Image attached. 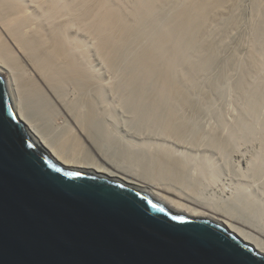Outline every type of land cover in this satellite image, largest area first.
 <instances>
[{
  "label": "rangeland",
  "instance_id": "obj_1",
  "mask_svg": "<svg viewBox=\"0 0 264 264\" xmlns=\"http://www.w3.org/2000/svg\"><path fill=\"white\" fill-rule=\"evenodd\" d=\"M31 1L23 0L22 4ZM59 1L67 6L60 8L63 2L56 1L55 6L61 5L60 11L65 15L58 23L57 16L62 13L56 12L55 23L64 27L63 20L72 19L70 24L65 23L69 28H59L79 46L75 51L79 55L77 62L90 75L83 70L86 79L68 78L62 83L59 95L63 105L77 120L68 122L53 108L51 115L56 120L47 117L43 125L50 138L83 150L85 146L81 143L80 147L77 132L85 127L90 144L136 165L137 170H142L138 172L141 176L179 185L188 194H198L236 218L242 212L241 219L264 231V0ZM37 9L30 11L38 20L45 18V26L55 24L52 16H47L51 19L48 20L44 12L42 18V8ZM68 12L71 18L67 17ZM110 12L119 18L116 24L120 28L114 25L109 33L101 21ZM52 13L53 10L49 15ZM85 22L90 23L88 27ZM101 42L106 47L105 56L98 47Z\"/></svg>",
  "mask_w": 264,
  "mask_h": 264
},
{
  "label": "water",
  "instance_id": "obj_2",
  "mask_svg": "<svg viewBox=\"0 0 264 264\" xmlns=\"http://www.w3.org/2000/svg\"><path fill=\"white\" fill-rule=\"evenodd\" d=\"M0 264H264V254L221 224L53 158L0 76Z\"/></svg>",
  "mask_w": 264,
  "mask_h": 264
},
{
  "label": "bare ground",
  "instance_id": "obj_3",
  "mask_svg": "<svg viewBox=\"0 0 264 264\" xmlns=\"http://www.w3.org/2000/svg\"><path fill=\"white\" fill-rule=\"evenodd\" d=\"M23 2V0H21ZM32 0L29 4H22L19 0H0V76L3 78L6 90L8 94L11 97L13 111L15 113V116L26 126L29 135L31 136V139L39 144L42 148L47 150V152L53 156L56 160L66 164L67 166L81 169L84 171L96 173L99 175L106 176L108 178H111L115 181L123 182L124 184L128 186H132L135 189L142 190L145 192H148L151 194L154 198L158 199L160 202L164 203L169 209L181 212V213H187V214H193L205 219L212 220L216 223H220L223 227H225L229 232H232L234 235L238 236L239 239L249 244L251 247H253L254 250H257L258 252L264 254V231H260L256 227H253L255 225L252 224V222L249 223V221H245L241 219V213L238 218L237 216L233 214L229 215V213L226 211L222 212L221 210H218V207L212 206V203L209 201H204L203 198H200V196L197 195H191L189 191H185L179 185L176 184H169L168 182L165 183L164 179L155 181L154 179H147L146 176H141L138 172L142 171L139 169L137 170L136 165H133L131 162L125 159H120L114 157L112 154L110 155L109 151L106 149L101 150L99 148L94 147L89 142V137L87 136L86 130L82 128V132H77L80 135L81 142L80 147H85L79 150L74 149L72 147L66 146V142L64 141H57L52 140L50 136L43 130V125H46V121L44 124V120L47 117L52 116L51 114L54 112L53 108L59 110L67 120H72L76 122V118L73 115V113L63 105L62 97L60 96L63 89L61 85L62 83L66 82L68 78L71 80L75 79H81L82 76H87L88 72L84 69H81L83 67H79L80 64L77 62V53L75 54V51L79 47L76 43H74L73 39L71 37L66 36L62 32V28L67 27L70 24L71 12L72 8L69 7L68 9V16H70V20L64 21V27H60L55 21L58 23L61 22L60 18H62L65 14L61 12L60 8L66 7L63 4H58L60 6H55L56 1L53 0L54 6L50 3H52V0ZM74 1V0H73ZM58 2H60L58 0ZM57 2V3H58ZM60 2V3H62ZM81 2V0H80ZM99 2V1H98ZM102 2V1H101ZM119 2V0H118ZM83 3V2H82ZM103 3V2H102ZM68 4V3H67ZM85 4V3H84ZM91 4V3H90ZM46 5V6H45ZM52 5V6H51ZM64 5V6H63ZM72 5V4H70ZM69 5V6H70ZM82 6V5H81ZM92 6V5H91ZM95 6V5H93ZM99 6V5H98ZM103 6V5H102ZM105 6V5H104ZM108 6V4H107ZM42 8V18L46 16H52V21L55 24H49L47 27L46 20L40 19L38 20L34 15L35 10L31 9ZM37 7V8H36ZM54 7V8H53ZM60 7V8H59ZM78 7V5H77ZM114 7V5H113ZM80 8V7H79ZM78 8V9H79ZM97 8V7H96ZM102 8V7H101ZM100 8V9H101ZM106 8V7H105ZM104 8V9H105ZM45 9V11H44ZM50 10V12L53 10V15L48 13L47 10ZM82 9V8H80ZM88 9V8H87ZM86 9V10H87ZM94 9V8H91ZM108 9V8H107ZM119 9V8H118ZM31 10V11H30ZM66 10V9H64ZM97 10V9H96ZM47 11V12H46ZM62 14L59 15L60 12ZM79 11V10H76ZM83 11V10H82ZM47 14H45V13ZM56 12L58 13L56 17ZM88 12V11H87ZM81 13V12H80ZM90 13V12H88ZM87 13V14H88ZM93 13V12H92ZM98 13V12H97ZM111 13V14H110ZM105 14L103 20L101 18V25L103 27H106L107 32L111 31L112 28H114V25H116V28H120L117 26V22L119 21V18L116 14L110 12ZM45 14V16H44ZM70 14V15H69ZM76 14V13H75ZM74 14V15H75ZM63 15V16H62ZM84 15V14H82ZM90 15V14H89ZM87 15V16H89ZM94 15V14H93ZM35 19H34V17ZM92 16V15H90ZM55 17V18H54ZM73 17V16H72ZM98 18V17H97ZM38 21H37V20ZM54 19V21H53ZM100 19V18H99ZM36 20V21H35ZM47 20V21H48ZM84 20V19H83ZM97 20V19H96ZM122 20V19H121ZM125 20V19H124ZM68 21V23H67ZM75 21V20H74ZM77 21V20H76ZM123 21V20H122ZM90 22V21H89ZM96 22V21H95ZM45 23V24H44ZM66 23V24H65ZM73 23V21H72ZM71 23V24H72ZM86 26L90 23L85 22ZM88 23V24H87ZM92 23V22H91ZM94 23V22H93ZM84 23H82L83 25ZM121 24V22L119 23ZM124 24V23H123ZM73 26V25H72ZM81 27V25H79ZM89 26V25H88ZM87 26V27H88ZM122 26V25H121ZM62 29H60V28ZM102 27V28H103ZM109 27V28H108ZM69 28V27H67ZM101 28V27H100ZM125 28V26H124ZM79 29V28H78ZM77 29V30H78ZM84 29V28H83ZM87 29V28H86ZM105 29V28H103ZM76 30V31H77ZM86 31V30H84ZM93 31V30H92ZM91 31V32H92ZM100 31V30H99ZM75 32V31H74ZM78 32V31H77ZM87 32V31H86ZM110 33V32H109ZM125 33V32H124ZM127 33V32H126ZM89 34V30L88 33ZM106 34V33H105ZM72 35V34H71ZM85 35V34H84ZM92 35V34H91ZM120 35V34H119ZM118 35V36H119ZM89 37V35H87ZM110 36V35H109ZM121 36V35H120ZM97 37V36H96ZM119 38V37H118ZM117 38V39H118ZM125 38V37H124ZM112 39V38H111ZM120 39V38H119ZM88 40V39H86ZM105 40V39H104ZM103 40V41H104ZM89 41V40H88ZM122 41V40H121ZM104 43H107V41ZM104 43L101 42L98 43V47L101 51V53L105 56L107 53L104 50L106 47L104 46ZM114 43V42H113ZM81 44V43H80ZM97 44V43H96ZM107 45V44H105ZM113 45V44H112ZM119 45V44H118ZM109 46V45H108ZM110 48V47H109ZM80 49V48H78ZM110 50V49H109ZM113 50V49H112ZM85 52V50H82ZM81 51V52H82ZM112 52V51H111ZM110 52V53H111ZM108 53V54H110ZM89 54V53H88ZM87 55V53H86ZM109 56V55H108ZM107 56V57H108ZM151 56V55H150ZM82 57V56H81ZM85 57V56H84ZM105 57V58H107ZM117 57V56H116ZM83 58V57H82ZM102 58V57H101ZM109 58V57H108ZM90 59V58H89ZM113 59V58H111ZM107 60V59H106ZM79 61V60H78ZM86 61V60H85ZM103 61V60H102ZM105 61V60H104ZM116 61V60H115ZM150 61V60H149ZM110 62V61H108ZM152 62V60H151ZM106 63V62H105ZM112 63V62H111ZM79 64V65H78ZM89 64V63H88ZM111 65V64H109ZM116 65V64H115ZM85 66V65H83ZM87 67V66H86ZM92 68V67H91ZM89 68V69H91ZM88 69V68H87ZM87 72V74H84L82 71ZM91 72V71H90ZM90 75V74H88ZM85 78V77H84ZM89 78V77H88ZM97 78V77H96ZM66 79V80H65ZM86 79V78H85ZM92 79V78H91ZM93 79H95L93 77ZM83 80V79H82ZM89 80V79H88ZM96 80V79H95ZM80 81V80H77ZM84 81V80H83ZM93 81V80H92ZM98 81V80H97ZM70 82V81H69ZM133 82V80H132ZM131 82V83H132ZM96 83V82H95ZM65 84V83H64ZM67 84V83H66ZM77 84V83H76ZM83 84V83H79ZM93 84V83H92ZM73 85V84H72ZM86 85V84H85ZM99 85V84H98ZM163 85V84H162ZM170 85V84H169ZM69 86V85H68ZM102 86V85H101ZM164 86V85H163ZM81 87V85H80ZM134 87V86H133ZM86 88V86H85ZM91 88V87H90ZM94 88V87H93ZM81 89V88H80ZM165 89V88H164ZM60 90V91H59ZM79 90V89H78ZM86 90V89H85ZM88 90V89H87ZM86 90V92H87ZM103 91V89H100ZM175 89H172V91ZM100 91V92H101ZM133 91V90H132ZM81 92V91H80ZM85 92V93H86ZM104 92V91H103ZM131 92V91H130ZM134 92V91H133ZM60 93V95H59ZM64 93V92H63ZM90 93V92H89ZM94 92H92L93 94ZM153 93V92H152ZM174 94L173 92H171ZM177 93V92H176ZM180 93V92H178ZM80 94V93H79ZM98 94V93H97ZM158 94V93H157ZM71 95V94H70ZM84 95V94H83ZM159 95V94H158ZM85 96V95H84ZM98 96V95H97ZM101 96V95H100ZM133 96V95H132ZM134 97H136L134 95ZM156 97V96H155ZM160 97V96H159ZM67 98V97H66ZM100 99V98H99ZM137 99V98H136ZM154 99V98H151ZM158 99V98H157ZM162 99V98H161ZM67 100V99H66ZM71 100V99H70ZM145 100V99H144ZM94 101V100H93ZM146 101V100H145ZM71 102V101H70ZM96 102V100H95ZM159 102V101H158ZM78 103V102H77ZM86 103V102H85ZM145 103V102H144ZM74 104V103H73ZM76 105V104H75ZM73 106V108L75 107ZM85 105V104H84ZM102 105V102H101ZM120 105V104H119ZM158 105V104H157ZM77 107V105H76ZM75 107V108H76ZM86 107V106H85ZM89 107V106H87ZM98 107V106H97ZM101 107V106H100ZM99 107V108H100ZM105 107V106H104ZM159 107V106H158ZM68 108V107H67ZM71 108V107H70ZM51 109L53 110L51 112ZM94 109V108H93ZM169 109V108H168ZM167 109V110H168ZM85 110V109H84ZM92 110V108H91ZM78 111V110H76ZM91 111L89 110V113ZM93 112V111H92ZM97 112V111H96ZM112 112V111H111ZM75 113V111H74ZM82 113V112H81ZM80 113V114H81ZM94 113V112H93ZM106 113V110H105ZM116 113V112H115ZM121 113V112H120ZM132 113V112H131ZM135 113V112H134ZM151 113V112H150ZM59 114V113H58ZM79 114V113H78ZM86 114V113H85ZM113 114V113H112ZM153 114V113H152ZM91 114L90 116H92ZM94 115H96L94 113ZM101 115V114H100ZM121 115V114H120ZM128 115V114H127ZM137 115V114H136ZM139 115V114H138ZM58 116V115H57ZM60 116V114H59ZM83 116V115H82ZM103 117V115H101ZM105 116V115H104ZM111 116V115H110ZM129 116V115H128ZM133 116V113L132 115ZM130 116V117H131ZM53 117V116H52ZM80 117V116H79ZM93 117V116H92ZM98 117V116H97ZM96 117V118H97ZM108 117V116H107ZM129 117V118H130ZM134 117V116H133ZM54 118V117H53ZM85 118V117H84ZM88 118V116H87ZM115 118V117H113ZM125 119V117H123ZM128 118V117H127ZM161 118V117H160ZM55 119V118H54ZM100 119V118H99ZM106 119V118H105ZM119 119V117H118ZM166 119V118H165ZM168 119V118H167ZM56 120V119H55ZM66 120V119H65ZM68 120V122H69ZM89 120V119H88ZM93 120V119H92ZM109 120V118H108ZM136 120V119H135ZM140 120V119H139ZM171 120V119H170ZM50 121V120H49ZM54 121V120H53ZM87 121V120H86ZM94 121V120H93ZM92 121V124L94 123ZM104 121V120H103ZM111 121V120H110ZM165 121V120H164ZM74 122V123H75ZM98 122V121H97ZM100 122V121H99ZM115 122V121H114ZM126 122V121H125ZM140 122V121H138ZM179 122V121H177ZM50 123V122H49ZM59 123V122H58ZM66 123V122H65ZM72 123V122H71ZM78 123V122H77ZM85 123V122H84ZM118 123V122H116ZM164 123V122H163ZM99 124V123H98ZM113 124V123H112ZM165 124V123H164ZM170 124V123H169ZM66 125V124H65ZM73 125V124H72ZM78 125V124H77ZM88 125V124H87ZM94 125V124H93ZM92 125V126H93ZM101 125V124H99ZM104 124H102L103 126ZM141 125V124H140ZM173 125V124H172ZM74 126V125H73ZM81 126V125H80ZM108 126V125H107ZM111 126V125H110ZM116 126V124L114 125ZM87 127V126H86ZM106 127V126H105ZM68 128V127H67ZM127 128V127H126ZM165 128V126H164ZM169 128V127H168ZM77 129V128H76ZM110 129V128H108ZM113 129V128H112ZM166 129V128H165ZM185 129V128H184ZM67 130V129H66ZM190 130V129H189ZM79 131V130H78ZM90 131V130H89ZM107 131V130H106ZM134 131V130H133ZM170 131V129H169ZM72 132V131H71ZM76 132V131H74ZM113 132V131H112ZM141 132V131H140ZM189 132V131H188ZM90 133V132H89ZM135 133V132H133ZM161 133V132H160ZM173 133V132H172ZM127 134V133H126ZM162 134V133H161ZM170 134V133H168ZM174 134V133H173ZM72 136L74 134H71ZM76 135V134H75ZM119 135V134H118ZM133 135V134H131ZM164 135V132H163ZM162 135V136H163ZM57 136V135H56ZM78 136V135H77ZM120 136V135H119ZM134 136V135H133ZM161 136V135H160ZM165 136V135H164ZM163 136V137H164ZM65 137V136H64ZM76 137V136H75ZM150 137V135H149ZM153 137V136H152ZM62 138V137H61ZM69 138V137H68ZM135 138V137H134ZM72 139V138H71ZM70 139V140H71ZM77 139V138H76ZM126 139V138H125ZM150 139V138H148ZM147 139V140H148ZM153 139V138H152ZM158 139V138H157ZM67 140V139H66ZM79 140V139H78ZM77 140V142H78ZM120 140V139H119ZM123 140V137H122ZM146 140V141H147ZM127 141V140H126ZM130 141V140H129ZM142 141V140H141ZM145 141V140H144ZM150 141V140H149ZM71 142V141H70ZM137 142V140H136ZM82 143V145H81ZM131 143V141L129 142ZM135 143V142H134ZM151 143V142H150ZM153 143V142H152ZM75 144V143H73ZM79 144V142H78ZM119 144V143H118ZM140 144V141H139ZM155 144V143H154ZM227 144V143H226ZM68 145V144H67ZM124 145V144H123ZM153 145V144H151ZM150 145V146H151ZM160 145V144H159ZM162 145V142H161ZM225 145V144H224ZM229 145V144H228ZM147 146V145H146ZM167 146V145H166ZM103 147V146H102ZM101 147V148H102ZM105 147V146H104ZM122 147V146H121ZM128 147V146H127ZM170 147V146H169ZM135 148V147H132ZM160 148V147H159ZM164 148V146H162ZM234 148V147H233ZM114 149V148H112ZM144 149V147H143ZM157 149V147H156ZM232 149V148H231ZM82 150V151H81ZM138 150V149H137ZM166 150V149H165ZM164 150V151H165ZM108 151V153L106 152ZM149 152L148 150H146ZM169 151V150H168ZM121 152V151H120ZM128 152V151H127ZM162 152V150L160 151ZM166 152V151H165ZM183 152V151H182ZM112 153V152H111ZM114 153V152H113ZM125 153V152H124ZM156 153V152H155ZM170 153V152H169ZM179 153V152H178ZM127 154V153H126ZM136 154V153H135ZM157 154V153H156ZM162 154V153H161ZM171 154V153H170ZM130 155V154H129ZM148 155V154H147ZM164 155V154H162ZM182 155V154H181ZM117 156V155H116ZM134 156V154H133ZM140 156V155H139ZM179 156V155H178ZM128 157V156H127ZM137 157V156H136ZM142 157V156H141ZM186 157V156H185ZM192 157V156H190ZM258 157V156H257ZM131 158V157H130ZM153 158V156H152ZM151 158V160H152ZM165 158V157H163ZM189 158V157H188ZM135 159V158H134ZM138 159V158H137ZM155 159V157H154ZM166 159V158H165ZM168 159V157H167ZM184 159V158H183ZM140 160H142L140 158ZM145 160V159H144ZM160 160V159H159ZM169 160V159H168ZM186 160V159H185ZM197 160V159H196ZM143 161V160H142ZM161 161V160H160ZM188 161V160H187ZM194 161V160H193ZM153 162V161H152ZM152 162H150L152 164ZM155 162V161H154ZM163 162V159H162ZM167 162V161H166ZM165 162V163H166ZM139 163V161H138ZM137 163V165H138ZM147 163V161H146ZM158 163V162H155ZM170 163V162H169ZM189 163V162H188ZM136 164V162H135ZM149 164V163H148ZM159 164V163H158ZM162 164V163H161ZM187 164V163H186ZM141 165V164H140ZM163 165V164H162ZM173 165V164H172ZM178 165V164H177ZM153 166V165H152ZM185 165H183L184 167ZM195 166V165H194ZM166 167V166H165ZM169 167V166H168ZM172 167V166H171ZM178 167V166H177ZM176 167V168H177ZM181 167V166H180ZM201 167V166H200ZM164 168V167H163ZM174 168V167H173ZM191 168V167H189ZM209 168V167H208ZM167 169V168H166ZM181 169V168H180ZM184 169V168H182ZM181 169V170H182ZM204 169V166H203ZM146 170V169H145ZM170 170V169H169ZM179 170V169H178ZM161 171V169H160ZM167 171V170H166ZM183 171V170H182ZM209 172L211 170H208ZM157 172V171H156ZM162 172V171H161ZM170 172V171H168ZM166 172V174L168 173ZM202 172V171H201ZM145 173V172H144ZM151 174V173H150ZM158 174V173H157ZM175 174V173H173ZM145 175V174H144ZM153 175V174H152ZM150 176V175H149ZM160 176V175H159ZM209 176V175H208ZM216 176V175H215ZM154 177V176H153ZM157 177V175H156ZM202 177V176H201ZM159 178V177H158ZM171 178V177H170ZM200 178V177H199ZM212 178V177H211ZM166 179V178H165ZM179 179V178H178ZM181 179V178H180ZM186 179V178H184ZM170 180V179H169ZM189 180V179H188ZM206 180V179H205ZM204 180V181H205ZM161 181V182H159ZM172 181V179H171ZM175 181V180H174ZM181 181V180H180ZM203 181V180H202ZM194 182V181H193ZM208 182V181H207ZM173 183V182H172ZM181 183V182H180ZM195 183V182H194ZM187 184V183H186ZM193 184V183H192ZM191 184V185H192ZM199 184V183H198ZM205 184V183H204ZM183 185V184H182ZM195 186V185H194ZM193 186V187H194ZM202 186V185H201ZM233 186V185H232ZM239 186V185H238ZM186 187V186H184ZM236 187V186H235ZM201 188V187H200ZM239 188V187H238ZM242 188V187H241ZM240 188V189H241ZM192 192V191H191ZM244 192V191H243ZM196 194V193H195ZM200 194V193H199ZM203 195V194H202ZM205 196V195H204ZM246 196V195H245ZM207 197V196H206ZM244 197V196H243ZM214 198V197H212ZM216 198V197H215ZM247 199V197H246ZM211 200V199H209ZM215 200V199H214ZM217 201V200H215ZM246 201V200H243ZM240 202V201H239ZM247 202V201H246ZM218 203V202H217ZM216 204V203H215ZM219 204V203H218ZM223 205V204H222ZM226 205V204H225ZM219 206V205H218ZM239 206V205H238ZM227 207V206H226ZM224 207V208H226ZM240 207V206H239ZM221 208V207H220ZM237 211V210H235ZM245 211V210H244ZM234 212V210H233ZM247 212V211H245ZM237 213V212H236ZM235 213V214H236ZM250 213L247 215L249 218ZM251 216V215H250ZM244 217V216H242ZM252 218V217H251ZM250 218V219H251ZM254 223V222H253ZM256 223V222H255ZM258 224V223H257ZM253 225V226H252Z\"/></svg>",
  "mask_w": 264,
  "mask_h": 264
}]
</instances>
